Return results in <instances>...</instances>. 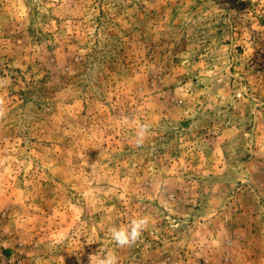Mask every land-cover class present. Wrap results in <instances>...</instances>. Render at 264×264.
<instances>
[{
	"label": "rangeland",
	"instance_id": "rangeland-1",
	"mask_svg": "<svg viewBox=\"0 0 264 264\" xmlns=\"http://www.w3.org/2000/svg\"><path fill=\"white\" fill-rule=\"evenodd\" d=\"M0 100V264H264V0H0Z\"/></svg>",
	"mask_w": 264,
	"mask_h": 264
},
{
	"label": "clouds",
	"instance_id": "clouds-1",
	"mask_svg": "<svg viewBox=\"0 0 264 264\" xmlns=\"http://www.w3.org/2000/svg\"><path fill=\"white\" fill-rule=\"evenodd\" d=\"M3 101L0 100V104ZM2 115V112H0ZM149 131V126L141 124L137 133V144H142L146 134ZM150 224L148 216H139L132 218L129 223L123 226H111L108 228V233L111 241L115 242L117 248L132 247L142 236V233L147 230ZM90 264H118V257L114 250L105 249L102 245L96 254L89 257Z\"/></svg>",
	"mask_w": 264,
	"mask_h": 264
}]
</instances>
